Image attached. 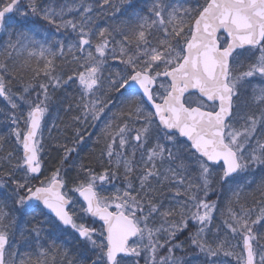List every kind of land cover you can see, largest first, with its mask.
Returning a JSON list of instances; mask_svg holds the SVG:
<instances>
[{"label": "snow or ice", "instance_id": "1", "mask_svg": "<svg viewBox=\"0 0 264 264\" xmlns=\"http://www.w3.org/2000/svg\"><path fill=\"white\" fill-rule=\"evenodd\" d=\"M126 3L99 0V7L115 17L129 11L132 0ZM72 11L79 20L39 0H0V29L39 18L56 33L75 34L67 54L76 66L66 79L56 74L65 44L50 41L46 30L13 28L0 50V117L15 143L0 156V168H9L0 173L7 192L0 201V264H9L5 254L18 243L28 251L13 252L11 264H57L58 255L59 264H189V250L194 264H224L221 256L236 264H255L259 256L264 264V235L255 227L264 225V140L257 138L264 131V83L253 86L254 79L264 82V0H204L179 14L168 0H151L146 13L135 11L98 33L91 6ZM110 59L122 65L114 74ZM19 72L31 79L20 76L14 87ZM69 82L79 87L66 126L72 136L55 140L60 166L45 175L42 121L55 90ZM249 88L258 113L243 115L239 102ZM97 128L100 171L76 162ZM257 170L261 199L248 208L240 195L257 184ZM226 194L221 237L214 213ZM69 228L78 237L74 258L60 239ZM228 233L240 237L239 252Z\"/></svg>", "mask_w": 264, "mask_h": 264}, {"label": "trees", "instance_id": "2", "mask_svg": "<svg viewBox=\"0 0 264 264\" xmlns=\"http://www.w3.org/2000/svg\"><path fill=\"white\" fill-rule=\"evenodd\" d=\"M190 1H193V0H190ZM194 1L197 2V6L200 4H203V2H204V0H194ZM39 2L41 4L52 6V7L56 8L57 10H59L60 8L63 7L66 11V18L67 19H75V20L80 19L79 12H77V11L67 12L68 8H79L81 4L91 6L93 9V11L91 13L93 24L91 25V27L93 28V31H95L97 33H98L99 28H111L114 25V23L127 19V17L130 16L135 11H141L142 14L146 13L148 7L151 6V0H132V7L129 8L128 12H125L123 14L118 13L114 17L111 15V13L113 11L112 9H107V11H101V9L99 7V0H39ZM168 2L173 7H175L177 9V12L179 13V10L181 9L180 7H178L179 6V0H168ZM113 3L121 6L122 8L128 7L126 0H125V3H123V4H121V0H113ZM16 20L19 21V17H16ZM8 23L11 24L12 22L9 21ZM21 27L30 29L32 31H36L37 29L46 30L49 34L48 39L50 41H51L52 37L55 36V38L57 40H62L64 42V44H65V57L57 56L55 58V65H56V74L57 75L64 74V79H66L67 75L71 74L76 67L75 64H73L71 62V58L67 54L68 45L75 41V34H72L70 32L69 33H63V32L62 33H56L55 29L52 26L47 25L45 21L40 20L39 18H33L27 23L18 22L13 27L3 28L2 32L0 34V50H2L3 47L7 44L8 39H9V35L10 34H12L13 36L15 35L13 28L18 30ZM160 35H162V33H160ZM37 37L39 38V32H37ZM121 39H122V37H121ZM53 44H54V42H53ZM54 46H55V44H54ZM32 63H33V66H35L36 61L34 60ZM109 64L112 66L110 69L112 72L113 71L115 72V70L118 67H122V65L119 64L118 60L114 61V60L110 59ZM17 75H18V81L14 85V87H19V77L20 76H23L24 81L28 82V81H30L32 74H31V72H27V73L19 72V73H17ZM108 75H109V72L105 71L104 76L107 77ZM259 84H262L261 81L256 82L255 79L253 80V86H256ZM110 95L118 96V93L112 92V93H110ZM78 97H79L78 84H74L72 82L64 84L62 87L58 88L54 92L53 100H52V103L50 104L49 119H47L45 121V123H43V126L49 127V128L52 127V125H50V121L52 122L51 124L55 125V127H53V130L51 132L49 130L44 131L45 137H44L43 142L45 144V154L43 156H44V171H46V173H49L51 170H55V168L60 166V157H61L62 153L57 151L53 147V144H54L56 139L64 140L65 137H67L70 140V138L72 136V129L68 128L66 126L72 122V116L76 113L75 101L78 99ZM241 100L243 101V106H244V107L242 106V110H243V108L245 110L243 115H251V114H257L258 113V109L252 101L251 88H249V94L248 95H242L241 96ZM2 104L3 103H0V112H2L4 110V108L1 109ZM70 104L72 105L73 110L72 111H66V109L68 108V106ZM239 104L241 105V103H239ZM116 105H117V107L113 108V112L118 113V108L120 106L119 100L116 101ZM239 110L241 111V108ZM5 123H6V121L3 120V117H0V126H4ZM88 131L92 132L93 129L88 128ZM98 135H100V129L99 128L94 130V135L92 136V139L88 140L86 145H84L81 148L79 157H78L76 162H77V164L83 162L85 166L92 167V168L96 169L97 171H100L101 169H100L99 158H100V154H101V149L103 148V144L102 143L101 144H95L94 143V141L96 140V137ZM257 138L260 140H264V131L258 132ZM14 148L15 147L9 148L8 146H6L5 143H2V145H0V156H6L7 153L9 151L13 150ZM47 152H49L48 155H47ZM105 166H107L106 160H105ZM8 170H9V168L7 166L4 168H0V173L6 172ZM75 176H76V169L73 168L70 170L69 175H68V177H66V179L71 181L72 179L75 178ZM133 179H135V177H133ZM255 179L257 181V184H253L250 188L245 186L244 190L241 192V195H240V204H244L248 208L253 207L255 201L261 199L258 192L256 191L257 185L259 184V181L261 180V173L259 170H257V172L255 173ZM137 183H138V181H137ZM116 184L118 186L123 184L122 170H121V176L116 181ZM69 187H71V184H69ZM0 193H2V195H0V201H3L4 197H6V195H7V192L4 190H0ZM169 196H171V192L168 191V185L165 183L164 191L161 195V198L164 199L165 204L168 203L166 198ZM230 196H231V194H226L225 196H223L221 198L220 210H219L220 213H221V211L226 210L227 200ZM211 199H213V200L216 199V196L213 195L211 197ZM232 199H233V203L235 205V198L233 197ZM255 207H256L257 213H258L260 205L255 204ZM235 210L237 212H239L240 209L238 206H235ZM253 218H255V215L253 216ZM23 220L24 221H30V217L25 216L23 218ZM220 220L223 224V219H222L221 215L219 216L217 222L216 221H214L215 223L213 222V224H214L213 228L219 224ZM22 223H23V221H22ZM29 226H31V225L29 224ZM255 227H256L257 232H259L261 235H264V225H256ZM225 231L226 230L223 229V227H222L221 232H220L221 237L224 236ZM69 233L71 235H68ZM186 235H187V233L180 236V239L183 240ZM228 237H229L231 245H233V246L237 245L236 242L240 244V237L239 236H237L238 240H236V237L232 238L231 233H228ZM60 239L63 241V245H62L63 249H66L68 251L70 258H74V257L79 255L78 246L76 244L77 238L75 237V235L71 231L66 230V234L64 236H61ZM13 247L15 249H13V248L9 249V251L11 253L18 252L19 254L22 255L23 253L28 251V248L24 243L15 244V245H13ZM257 247H258V245H257ZM240 249H241V246H240V248L234 247V250L236 252H239ZM165 252H166V249H162L160 252V255H163ZM176 254L181 255L180 252H177ZM16 258L18 261L19 256H17ZM224 258H226V261H225L226 264H235L234 260L232 258L230 259L227 257H223V259ZM60 259H61V256L58 255L57 256V264H59ZM185 259L189 261V264H194V262L196 260V258L194 256H191L190 250L187 254H185ZM141 264H143V260H141ZM256 264H259L258 258L256 259Z\"/></svg>", "mask_w": 264, "mask_h": 264}, {"label": "rangeland", "instance_id": "3", "mask_svg": "<svg viewBox=\"0 0 264 264\" xmlns=\"http://www.w3.org/2000/svg\"><path fill=\"white\" fill-rule=\"evenodd\" d=\"M178 7H180L181 9H186V8H189V7H191V8H196L197 7V2L196 1H190V0H179V6ZM179 14V13H178ZM94 50V49H93ZM115 72L113 71V74H114ZM256 80V82H258L259 80L258 79H255ZM261 83H264V82H262L261 81ZM57 90V89H56ZM239 103H241V105H240V108H241V114H243L244 113V108H243V110H242V106H243V101L241 100ZM244 107V106H243ZM2 108H4V103L2 104V106H1V109ZM49 113L50 112H48V113H46L45 114V118H44V123H45V121L47 120V119H49ZM50 121V120H49ZM52 122L50 121V125H52V127L51 128H49V127H45V126H43V128H42V132H43V140H44V137H45V134H44V131H47V130H49V129H51V131L53 130V124H51ZM0 136H3L4 137V141H3V143H5L6 144V146H8L9 148L10 147H15V143H14V137H10V135H9V127H8V123L6 122L5 123V125L4 126H0ZM45 154V151H44V153H43V155ZM49 154V152H47V155ZM44 174L45 175H47L48 173H46V171H44ZM260 182V181H259ZM247 188V187H246ZM242 197V196H241ZM258 214V213H257ZM214 215H215V220L214 221H216L217 222V220H218V218H219V216L221 215V213L219 212V211H217V212H215L214 213ZM215 223V222H214ZM214 225V224H213ZM218 225H220L221 226V228L223 227V224H222V222H221V220H220V222H219V224ZM214 229H215V227H214ZM209 236L212 238V234H209ZM236 240H238V237H236ZM236 244H238L237 242H236ZM240 246H241V248H242V242H241V240H240ZM13 249H15L14 247H12ZM241 250V249H240ZM164 254H166V252L164 253ZM163 254V255H164ZM196 258V257H195ZM227 258H232V257H227ZM258 258V260H259V256H257L256 257V259ZM12 259H13V256H12V253L8 250V252H7V255H6V260L9 262V264H11V261H12ZM197 259V258H196ZM221 259L224 261V264H226V258H224L223 259V256H221ZM233 260H234V263L236 264V260L234 259V258H232Z\"/></svg>", "mask_w": 264, "mask_h": 264}, {"label": "water", "instance_id": "4", "mask_svg": "<svg viewBox=\"0 0 264 264\" xmlns=\"http://www.w3.org/2000/svg\"><path fill=\"white\" fill-rule=\"evenodd\" d=\"M0 31H1V29H0ZM68 230V229H67ZM69 230H71L70 228H69ZM72 231V230H71ZM75 234V233H74ZM76 235V234H75ZM78 238V237H77Z\"/></svg>", "mask_w": 264, "mask_h": 264}]
</instances>
